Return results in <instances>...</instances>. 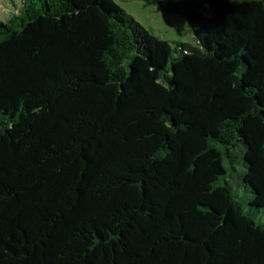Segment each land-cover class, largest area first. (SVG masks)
Returning <instances> with one entry per match:
<instances>
[{"label": "trees", "instance_id": "1", "mask_svg": "<svg viewBox=\"0 0 264 264\" xmlns=\"http://www.w3.org/2000/svg\"><path fill=\"white\" fill-rule=\"evenodd\" d=\"M22 0L0 20V264H264V0Z\"/></svg>", "mask_w": 264, "mask_h": 264}, {"label": "rangeland", "instance_id": "2", "mask_svg": "<svg viewBox=\"0 0 264 264\" xmlns=\"http://www.w3.org/2000/svg\"><path fill=\"white\" fill-rule=\"evenodd\" d=\"M166 2L167 0H161ZM22 0H0V20L6 22L18 13ZM133 19L143 26L148 32L170 43H183L197 46L194 34L188 27L185 17L164 14L156 6H149L145 0H114ZM233 193L237 200L255 222L264 225V210L251 208L247 202L248 197L243 187L233 186Z\"/></svg>", "mask_w": 264, "mask_h": 264}]
</instances>
